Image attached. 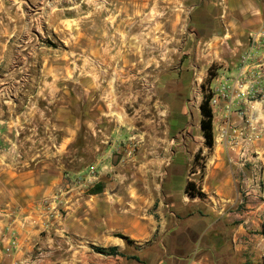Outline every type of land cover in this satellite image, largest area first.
<instances>
[{"label":"crops","instance_id":"crops-1","mask_svg":"<svg viewBox=\"0 0 264 264\" xmlns=\"http://www.w3.org/2000/svg\"><path fill=\"white\" fill-rule=\"evenodd\" d=\"M188 13L187 50L211 57L219 67L217 79L236 72L249 33L264 26V0H189ZM212 112L211 149L204 146L199 121L173 145L168 124L161 132L140 131L144 147L163 156L141 166L132 198L120 192L121 186L113 192L111 179L97 194L68 190L59 165L79 136L81 124L72 113L54 119L53 132L46 128L26 148L51 157L21 158L17 128H0V264H243L253 252H264V199L255 185V168L264 163V137L253 140L264 129V106L251 103L243 115L228 120ZM230 127L252 142L230 146L224 136ZM176 144L182 163H174ZM187 182L203 196H188ZM54 199L69 202L63 219ZM11 234L17 249L5 256Z\"/></svg>","mask_w":264,"mask_h":264},{"label":"rangeland","instance_id":"rangeland-1","mask_svg":"<svg viewBox=\"0 0 264 264\" xmlns=\"http://www.w3.org/2000/svg\"><path fill=\"white\" fill-rule=\"evenodd\" d=\"M188 10L189 0H0V128H17L20 157L49 155L26 148L72 113L79 136L59 165L68 190L111 179L132 198L141 166L163 156L137 135L168 124L171 145L185 140L219 69L187 50ZM54 200L63 219L69 202ZM243 264H264V252Z\"/></svg>","mask_w":264,"mask_h":264},{"label":"built area","instance_id":"built-area-1","mask_svg":"<svg viewBox=\"0 0 264 264\" xmlns=\"http://www.w3.org/2000/svg\"><path fill=\"white\" fill-rule=\"evenodd\" d=\"M213 80L218 81V86L211 88L210 107L216 112H221L223 118L228 120L231 114L243 115L244 109L251 103H259L264 106V26L252 31L248 35V41L244 52L238 60L236 72L229 77ZM230 146L234 147L243 141V144L252 142L246 138L243 131L238 127H230ZM264 137V129L258 130L253 140ZM258 156V155H256ZM256 187L264 199V163L255 168ZM17 249L16 238L11 234L10 242L3 249L2 254L10 256Z\"/></svg>","mask_w":264,"mask_h":264},{"label":"trees","instance_id":"trees-1","mask_svg":"<svg viewBox=\"0 0 264 264\" xmlns=\"http://www.w3.org/2000/svg\"><path fill=\"white\" fill-rule=\"evenodd\" d=\"M209 79L206 80L207 89L204 85H202V89L206 90V94L203 95L202 101L199 105V114H200V120H199V128L202 137L204 138V146L208 149H211L214 144V138H213V112L210 107V100H211V93H210V83L215 78V73H210L209 70ZM199 154L196 155L195 160L197 161L199 159ZM102 190V186L100 184H97L94 186V188L90 191L91 194L99 193ZM185 193L188 196L194 197L199 196L202 197L203 194L200 192V188L197 187V185L193 182H187L185 186ZM96 250L100 253H106V254H115L116 249L115 248H96Z\"/></svg>","mask_w":264,"mask_h":264},{"label":"bare ground","instance_id":"bare-ground-1","mask_svg":"<svg viewBox=\"0 0 264 264\" xmlns=\"http://www.w3.org/2000/svg\"><path fill=\"white\" fill-rule=\"evenodd\" d=\"M108 2V1H107ZM109 3V2H108ZM97 12V11H96ZM57 13V12H56ZM81 24V23H80ZM95 57V56H94Z\"/></svg>","mask_w":264,"mask_h":264}]
</instances>
